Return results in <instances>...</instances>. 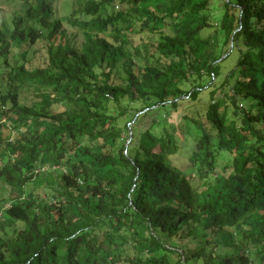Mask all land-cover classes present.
<instances>
[{
    "label": "trees",
    "instance_id": "1",
    "mask_svg": "<svg viewBox=\"0 0 264 264\" xmlns=\"http://www.w3.org/2000/svg\"><path fill=\"white\" fill-rule=\"evenodd\" d=\"M14 1L0 264H264V0Z\"/></svg>",
    "mask_w": 264,
    "mask_h": 264
},
{
    "label": "rangeland",
    "instance_id": "2",
    "mask_svg": "<svg viewBox=\"0 0 264 264\" xmlns=\"http://www.w3.org/2000/svg\"><path fill=\"white\" fill-rule=\"evenodd\" d=\"M224 0H213L212 4H218L217 6H221V2ZM59 8V16H64L69 12V9L67 7L66 4L64 3H58L56 5ZM22 7V2H18V1H14V0H0V23L3 21H6L9 19V15L13 13L14 9H19ZM212 10L214 13L217 12V10L215 8L212 7ZM132 44L134 47L136 46H141L143 47L145 44H151L153 42H156V38L154 36L151 35H142V34H138V35H133L132 36ZM144 53H145V49H143ZM153 52V51H151ZM43 53H41L42 55ZM45 55V54H43ZM41 57V56H40ZM43 59V57H41ZM233 59H231L230 61H232ZM36 63H38V60H36ZM235 65V62H231L228 63L226 65V67L224 68V74H226L231 67H233ZM2 83L1 77H0V84ZM2 88H0L1 90ZM195 104H197V102H194ZM206 103V100L200 99L198 105H204ZM193 104V103H192ZM192 110L186 108L185 106L180 107L177 110H171L169 115L167 116V120L169 123H173L176 124L177 126H179L182 122L183 119L186 115H188ZM133 126V123H131ZM130 124V125H131ZM150 126V121L146 120L145 122H143L142 127L144 128H148ZM130 128V126H128ZM5 131V130H4ZM9 133V131H5L4 134L7 135ZM189 134H190V139H195L198 135L196 133H194L193 131V127L189 128ZM177 135H180V137L182 138V140H184V136H183V131L179 130L177 132ZM189 150L193 149V146H187ZM188 153H190V151H188L187 153L185 152V156L188 155ZM224 163V162H223ZM221 163V164H223ZM176 164H180V165H187V162H182V161H177ZM219 172H223L221 168L218 169ZM193 187L195 188H200L202 185V181L199 179H196L193 181L192 183ZM36 192L39 196L40 199L45 200L46 202H52V198H51V193L48 189L45 188H39L36 189ZM9 194V190L8 188L4 187V182L0 181V200L4 198V196H7ZM4 195V196H3ZM105 249V248H104Z\"/></svg>",
    "mask_w": 264,
    "mask_h": 264
}]
</instances>
